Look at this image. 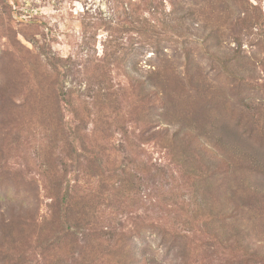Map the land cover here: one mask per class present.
Returning a JSON list of instances; mask_svg holds the SVG:
<instances>
[{"label":"rangeland","instance_id":"374dc122","mask_svg":"<svg viewBox=\"0 0 264 264\" xmlns=\"http://www.w3.org/2000/svg\"><path fill=\"white\" fill-rule=\"evenodd\" d=\"M172 6L171 0H160L157 13L155 7L146 5L144 0H125L117 4L109 0H0V264H144L141 262L143 253L147 259L154 257L160 264L179 263L181 257H177L176 249L166 255L168 243L154 234L153 222L173 225L184 234L181 241L188 245L191 264H223L244 251L214 244V241L211 246V237L203 224L205 216L194 218L192 211L179 214L168 205L158 207L156 204L160 202L155 200V195H148L145 183L134 197L136 202L133 193L118 205H108L106 199H102L104 202L94 213L95 226L104 228L100 241L87 248L80 243L72 250L64 240L57 239L60 227L57 220H52L51 176L86 177L85 158L97 154L98 146L104 142L108 148L109 168L128 161L125 154L135 149L133 168L138 176L145 175L140 171L144 162L169 164L172 160L166 148L146 143L139 136L144 129V122L139 119V110L143 107L138 108L137 96L121 66L112 70L109 87H113L115 94L109 97L113 100L110 105L103 109L111 126L106 131L103 125L98 128L93 121L102 113L94 104L93 95L98 87H105L104 83H97L100 70L96 63L106 48L109 52L111 49L108 28L100 25L101 22L116 18L114 10L124 14L128 7L138 12L140 19L155 24L161 13ZM248 7L255 26L246 31L241 19ZM193 11L196 16L179 18L175 33L161 38L157 44L158 55L153 49L157 39L154 43L147 39L141 46V36L137 35L135 59L141 70L149 68V63H157L183 71L187 63L184 48L189 46L192 66L199 69L204 83L216 93H212V97L188 95L182 86L175 87L173 79L168 84L175 97L169 114L180 120L177 124L188 122L201 134L202 141L213 144L218 136L228 132L222 126L232 123L240 109L233 111L227 102L231 81L219 63L210 57L211 52L233 53L241 36L242 57L249 68H254L247 73V78L264 84V0H205ZM96 17L103 20L95 27ZM134 19H137L135 15ZM83 22L91 23L86 31H83ZM158 24L161 30L163 24ZM184 35L188 38L186 41ZM211 89L207 90L209 94ZM67 90L73 93L75 109L70 108L62 95ZM76 112L89 130H85L83 124L76 130L77 134L69 130L68 123L79 124L80 120L74 118ZM169 119L167 115L162 126L173 130V125L166 123ZM102 130L109 134L107 138ZM261 132L264 133V125ZM222 140L228 145L224 143L227 136ZM73 143L77 151L72 150ZM84 143L89 146L87 150L83 148ZM120 144L127 152L117 151ZM245 144L243 148L250 150ZM262 147L264 149V145ZM169 167L172 168L167 169L170 184L163 180L158 186L162 187V192L171 186L181 194L178 196L181 200L189 198L190 189L183 174L175 172L177 167ZM172 176L179 179L173 180ZM259 193L261 202L264 192ZM8 197L15 201L11 202ZM22 198L26 199L24 207L31 209L34 220L15 222L10 227L8 209L16 207L18 210ZM251 214H257L255 229L264 233V209L255 207ZM112 234L113 238L108 240ZM250 235L248 230L241 233L244 244L258 249L260 255L256 262L249 264H262L264 241Z\"/></svg>","mask_w":264,"mask_h":264},{"label":"trees","instance_id":"16d2710c","mask_svg":"<svg viewBox=\"0 0 264 264\" xmlns=\"http://www.w3.org/2000/svg\"><path fill=\"white\" fill-rule=\"evenodd\" d=\"M109 1L117 4L124 3L125 0ZM204 1L171 0L172 8L169 11H163L162 15L157 18L158 23L163 24L161 30L158 28V23L152 24L144 18L140 19L138 17L140 14L134 12L133 9L129 10L128 7H125L124 14H117L114 10L116 18L113 17L109 21L103 20V17H96L98 21L93 22L96 27L99 26L97 22L103 20L100 25L108 28L109 47L111 48L110 52L106 48L96 63L100 70L96 76L99 78L97 83L100 85L104 83L105 87H98L100 89L93 95L96 99L94 104L98 105L100 113L102 112L98 119L93 120L94 123L98 128L99 125L100 128L103 125L106 131L109 128L110 121L103 113V109L110 105L113 100H109V97L115 94L113 87H109L112 70L121 66L137 96L135 100L138 108L143 107L139 110V119L144 122V129L143 134L141 135V132L139 136L146 143H154L166 148L165 151L168 155H172V160L169 164L144 162L143 170L140 171H144L145 175L138 176V172L133 168L135 149L127 152L124 145L120 144L117 151L121 153L126 151L125 159L128 161L113 164L109 168L108 148L104 142L102 146H98L97 154L85 158L87 161L85 160L83 171L86 172V177L78 175L70 179L66 174L59 177L51 176L49 191L52 193V220H57L60 227L57 239L64 240L70 249L74 250L80 243H83V248H87L102 238L100 234L104 232V228L95 226L94 216L97 208L104 202L102 199L105 198L108 205L121 204L122 199L129 197L128 194L133 193L134 198L140 192L142 184L145 183L149 191L148 195L152 194L150 197L155 195V200L160 202L156 204L158 207L162 208V204L168 205L174 213L179 214L192 211L195 214L194 218L205 216L206 220L203 224L207 226L211 246L220 243L237 251L244 249L241 254L234 255L232 259L225 260L223 264H249L256 262L257 256L260 255L258 249L251 248L250 244H244L241 233L248 230L252 238L264 241V233H259L255 229L257 214H251L255 207L259 210L264 209V199L260 202L258 196L261 190L264 192V149L262 147L264 133L261 132L264 125V84L252 82L247 78V73L254 71V68L252 66L249 68L242 57L241 36L237 38V46L233 53L225 52L226 56H223L225 53L214 50L210 56L219 63L221 70L231 81L230 94L228 98L225 97L227 102L231 104L233 111L240 109V113L233 116L232 123L222 126L223 129H228V132L221 136H227V141L224 140V143H228L229 146L221 142L223 140L220 136L213 144L202 141L201 134L187 124L188 122L177 124L178 118L169 114V108L175 97L169 90L168 84L173 79L176 81L175 87L182 86L188 95L194 93L212 97V93H216L215 89H211V86L204 83L199 69L192 66L193 54L189 46L184 48L187 63L183 71L157 63H149V68L141 70L139 61L135 59L138 53V47L135 45L137 35L141 36V46L144 45L142 42L147 39H152L153 43L157 39L153 49L158 55V42L161 38L171 37V34L175 33L178 29L176 20L196 16L193 8L198 4L203 5ZM144 3L154 6L157 13L159 12L160 0H144ZM134 15L137 19H134ZM241 22H245L243 28L246 31L255 26L253 19L249 17V7ZM82 26L83 31H86L91 23L83 22ZM186 39L188 38L184 35V40ZM209 89H211L210 94L207 92ZM92 90L96 91L94 88ZM62 95L68 100L70 108L75 109L73 93L67 90ZM234 99L235 102H233ZM167 115H170V119L166 123L173 125V130L162 126ZM188 116L189 114H186V117ZM74 118L80 121L78 125L75 124L76 122L68 123L72 133L77 134L76 130L81 128L82 124L85 125V130H89L88 125L86 126V122L77 112ZM106 131H103L105 138L109 135ZM211 137L213 136H209ZM244 144L248 145L250 150L243 148ZM88 147L85 143L83 144L84 149L87 150ZM71 148L77 151L74 143ZM88 152L92 154L93 150H88ZM171 165L177 167L178 170L175 172H181L185 182L188 183L191 195L189 198L181 200L179 198L181 194L171 186L163 192L162 187L158 186V184H163V180L166 184H170L167 169H172L169 167ZM95 177L98 179L96 180ZM172 178L173 180L179 179L174 176ZM174 185L177 186L176 189L179 188L178 184ZM8 200L15 201L11 197H8ZM20 200L18 210L16 207L8 209L10 227L15 222L30 223L34 220L31 209L24 207L26 199ZM133 200L136 202V198ZM151 203L155 204L153 199ZM151 227L158 239L168 243L166 255L171 253L172 249H176L177 257H181V261L177 264H191L188 245L181 241L184 234L178 232L173 225L168 227L167 224L162 225L159 222L155 224L153 222ZM111 237L113 238V234L108 240ZM141 260L144 264H160V261L155 260L154 257L147 259L144 253ZM261 262L264 264V257Z\"/></svg>","mask_w":264,"mask_h":264}]
</instances>
